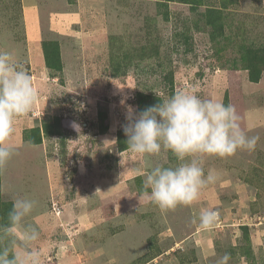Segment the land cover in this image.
I'll return each instance as SVG.
<instances>
[{"label": "rangeland", "instance_id": "rangeland-1", "mask_svg": "<svg viewBox=\"0 0 264 264\" xmlns=\"http://www.w3.org/2000/svg\"><path fill=\"white\" fill-rule=\"evenodd\" d=\"M45 1L0 0V50L14 53L33 86L49 84L16 123L15 155L0 169V248L19 251L22 232L4 207L27 197L36 202L26 223L39 231L41 264H216L225 253L229 264H264V72L251 83L244 57L251 50L264 57V0ZM32 3L57 25L75 11L92 21L74 32L44 24L34 31L24 13ZM44 41L60 43L62 72L37 70ZM192 88L232 105L259 141L251 152L204 157L215 182L192 205L162 213L140 199L144 177L177 161L165 151L119 150L126 109L138 114ZM53 118L56 134L31 145L30 129ZM205 208L219 213L206 231L193 222Z\"/></svg>", "mask_w": 264, "mask_h": 264}, {"label": "clouds", "instance_id": "clouds-1", "mask_svg": "<svg viewBox=\"0 0 264 264\" xmlns=\"http://www.w3.org/2000/svg\"><path fill=\"white\" fill-rule=\"evenodd\" d=\"M37 99L32 77L23 64L13 52L0 50V169L15 155L9 141L16 123L32 110ZM126 112L123 131L132 153L151 157L165 151L177 161L175 166L156 165L144 177L140 199L150 202L162 213L192 205L201 191L215 182L213 172L205 175L204 157L224 159L238 151L251 152L259 141V137L249 136L242 129L232 105L204 98L195 88L177 91L138 114L130 105ZM35 205L27 197L14 201L8 221L11 227L21 230L23 243L11 255L10 246L0 248V264H41L40 253L33 247L39 240V231L26 223ZM218 216V211L205 208L193 222L201 230H211ZM11 227L4 231L11 232ZM230 260V254L225 253L216 264H229Z\"/></svg>", "mask_w": 264, "mask_h": 264}, {"label": "trees", "instance_id": "trees-1", "mask_svg": "<svg viewBox=\"0 0 264 264\" xmlns=\"http://www.w3.org/2000/svg\"><path fill=\"white\" fill-rule=\"evenodd\" d=\"M172 1V0H168ZM179 2H186V0H179ZM200 3V1H195L193 3H189L191 5L197 6ZM225 8V7H224ZM207 14H211L214 12L212 9H207ZM214 21L217 20V17H212ZM214 23L213 21L209 20V25H212ZM42 53H43V59L45 67L48 68L50 71L54 72H62L63 71V62L61 59L60 54V47L59 44L55 41H50L47 43V41L42 42ZM249 63L246 70L249 71L248 73V80L251 83H258L261 77V74L264 72V57L258 55V51L251 50L248 51V53L245 54V56ZM139 100V95H138ZM140 102V100H139ZM142 109V108H141ZM59 127V119L53 118L51 121L44 122L40 124V126L33 127L29 131V135H31V138L29 139V143L31 145H39L42 142V138L53 136L56 134V130H58ZM127 140H124L122 145H118L119 150L124 151L128 149ZM13 204L9 202V204H5L4 207V213L9 214V212L12 209Z\"/></svg>", "mask_w": 264, "mask_h": 264}, {"label": "crops", "instance_id": "crops-1", "mask_svg": "<svg viewBox=\"0 0 264 264\" xmlns=\"http://www.w3.org/2000/svg\"><path fill=\"white\" fill-rule=\"evenodd\" d=\"M48 2L45 1L44 3ZM43 3V4H44ZM31 6H29L27 4V6H25V11L24 13L25 14H28L29 18H30V21H31V24L30 26H32L33 30L34 31H38L41 29L42 25H54V27L57 29V27L59 26V32H69L70 30H73V32L77 29L73 28L74 26H77L79 28H81L80 26L84 27L85 25V22L86 21H92L90 18H84L82 20V17L79 15L77 16V13L76 11L75 12H71L69 14H66V15H63L62 17L58 18L60 19L59 21V24L57 25V18L56 17H53V13L48 9H36L35 7H33V3L30 4ZM27 7V8H26ZM30 8V9H29ZM84 32H81V34H77L75 33V35H78V36H82ZM74 33L72 34H69L68 37H73ZM60 45V43H59ZM61 49V48H60ZM29 59L32 60V56L30 55L29 56ZM38 62L36 63L35 62V66L37 68H40V69H37L39 71H42L44 70L46 67H45V64H44V59H43V53H42V49L41 51L38 50ZM43 64V66H42ZM37 72V71H35ZM55 77H52L51 80L53 81ZM42 79H39L38 82H35L34 86L37 90V93H39V89L42 88V87H45V86H48L46 84H42ZM52 85V84H50Z\"/></svg>", "mask_w": 264, "mask_h": 264}]
</instances>
